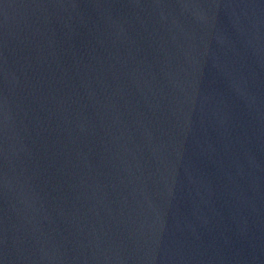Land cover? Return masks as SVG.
Here are the masks:
<instances>
[{
	"label": "water",
	"instance_id": "1",
	"mask_svg": "<svg viewBox=\"0 0 264 264\" xmlns=\"http://www.w3.org/2000/svg\"><path fill=\"white\" fill-rule=\"evenodd\" d=\"M0 264H264V0H0Z\"/></svg>",
	"mask_w": 264,
	"mask_h": 264
}]
</instances>
